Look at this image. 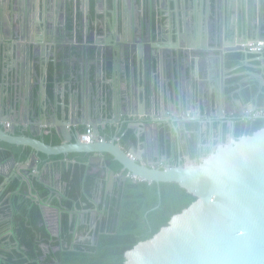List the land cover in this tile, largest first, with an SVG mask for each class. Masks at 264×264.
Returning a JSON list of instances; mask_svg holds the SVG:
<instances>
[{
    "label": "water",
    "instance_id": "obj_1",
    "mask_svg": "<svg viewBox=\"0 0 264 264\" xmlns=\"http://www.w3.org/2000/svg\"><path fill=\"white\" fill-rule=\"evenodd\" d=\"M12 1L14 12L7 15L2 6ZM99 1L109 7L110 17L104 22L94 18L92 28V0H0V83L7 78L17 89L7 109L13 118L3 121L0 112V122H14L19 115L38 118L39 130L50 129L62 143L50 145L33 133L16 135L14 125L11 132L0 129V143L21 147V154L31 150L15 177L27 182L32 197L39 199L29 180L39 176L31 172L37 155H85L88 169L111 156L127 173L116 175L107 166L106 193L114 178L133 177L177 183L196 197L154 236L127 250L124 264H264V127L221 145L199 163L165 167L151 164L153 157L148 164L120 140L101 139L103 127H116L123 119L140 138L153 122L156 127L163 124L154 117L173 113L170 102L176 111L187 108L191 97L200 102L194 70L217 63L224 67L230 54L247 57L244 45L264 39V0ZM130 3L139 10L144 7L139 18L128 9ZM161 11L173 21L166 32L154 25ZM38 12L41 19H32ZM13 51L21 67L8 60L7 65H15L8 73L2 66ZM180 73H185L189 89L183 90ZM49 76L50 92L45 81ZM63 83L71 90L65 88L69 103L60 116ZM142 104L144 113L139 112ZM102 111L110 115L105 122ZM86 127H91L93 140L85 143ZM10 146L0 150L16 164ZM4 177L5 187L10 177ZM84 213L89 211L76 207L71 216Z\"/></svg>",
    "mask_w": 264,
    "mask_h": 264
},
{
    "label": "flooded vegetation",
    "instance_id": "obj_2",
    "mask_svg": "<svg viewBox=\"0 0 264 264\" xmlns=\"http://www.w3.org/2000/svg\"><path fill=\"white\" fill-rule=\"evenodd\" d=\"M231 60L230 55H227L225 61L226 65L224 67H211V69L206 70L199 66L196 71L194 70L193 75L198 78L202 92L200 102H197L196 99L193 101L191 97V101H188L186 104L188 107L181 108L180 111H176L175 103L170 102L173 113L162 115L161 117H154L153 121L162 119L161 121L163 124L156 127L153 124L156 122H153L152 126H147L144 132L141 131L144 136L140 138L137 137V131L135 128H128L125 123L126 121L122 122V120L119 125L116 124L117 127L108 129L106 134L107 137L103 139L108 140V137H111L112 139L113 136L117 135V140H120L125 148L134 149L138 154L144 157V159H147L148 164L150 163L149 161H151L150 158L153 157L154 159L151 161V164L165 167L186 162L199 163L202 159L216 152L221 145H226L232 140H237L244 135H249L244 134L238 136L237 132L242 127L250 126L252 121L264 118V103L261 104V101H264V74L253 70L252 68L243 66L245 61L244 57L238 64L230 67L228 64ZM243 67H245V69L241 70ZM184 75L185 73H180V77L183 78L181 82L183 90L189 89L187 78ZM240 76L241 79L236 81L235 79ZM250 80H254L259 85V89L257 92L253 93L251 100L246 101V99L240 94V91L242 90L241 85L242 82ZM45 81L47 82V88L50 92V88L52 87L51 77L49 76ZM211 81H213V83H211ZM44 84L46 85V83ZM260 94H263V98L260 97ZM231 102L233 104H231ZM15 118L17 119L14 120V122H0V129L5 130L6 132H11L12 126L14 125V132L16 135L31 136V133H33L34 135H37L35 137L44 139L41 137L42 129L39 130L38 128V118L28 117L22 119V115L16 116ZM141 120L143 121V119ZM4 146L10 145L4 143ZM10 147L16 152V160L18 159L24 164L28 162L30 157L29 152L31 151L29 148H26V150L23 151V154H21V147ZM2 154L6 158L5 162L8 161L11 164L12 161L9 156L10 154L7 155L4 151ZM37 154L38 153H36V155ZM39 155L41 158L39 159L37 155V165L31 171L32 174L38 173L39 176L29 179L32 191L38 194L39 199L32 197L31 189L27 182L23 181L20 177H15L11 170V172H7L10 177V183L5 184V190L6 188L8 189V187L9 189L12 187L16 182V178L19 179L20 183L17 190H10L8 192L9 198L7 204L3 206L4 212L7 213L6 218L8 217L7 220L4 218L6 221L3 223L7 224L6 227L10 229L9 235L11 238L8 239V243H2L4 245L2 247L4 248L0 251V264H7L13 256L11 254H13L14 251L17 253L22 252L25 249L20 245L17 225L15 222V215L17 212L21 211L20 208L22 203H24V206L28 207L30 211L26 210L28 214H23L27 219L25 227L19 228V232L26 233L28 228L33 227L29 219L31 216V207L34 204L41 210V226H45L52 238L64 241V238H62L63 220L65 218L64 214L66 213L69 214V223L71 226L70 231L73 233V243L81 242L86 245L89 244V242L96 243L98 240L96 235L104 230L103 220L108 216L111 199L113 197L119 199V194L123 185L129 178H133L129 177L124 181L114 178L111 190L106 193V182L110 180V173L107 170V166L110 167L111 170H115L116 175L127 173L122 171V166L111 156H106L104 161L101 160L95 162L89 169L85 164L87 161H76V163L68 161L66 163L67 167L64 168L61 177L62 183L66 188L68 183L64 181V173L71 168L73 172H76L77 165L84 164L86 166L85 175H97L98 179L93 196L91 197V201L95 207L92 209H84L89 211V213H84V216L83 214H74L71 216V212L76 208H65L63 201L66 197V189L58 190L54 188L48 180L49 178L47 175H42L41 177L40 166L42 167V165L44 166L45 164H48L52 156L46 157L43 154ZM69 155L70 154H68V156ZM24 156L25 158H23ZM79 157L87 158L84 156ZM78 160L80 159L78 158ZM118 167L119 170L117 169ZM36 171H39L40 173ZM24 183H26L29 188V194L27 196L22 192ZM37 183L43 184L48 189L50 193L48 198L42 197L41 190L38 188ZM52 191L54 193H52ZM18 196L19 199L17 200ZM56 199L59 200L58 205L54 202ZM44 201L46 203H44ZM0 224H2V222ZM6 227H2V229H5ZM56 234H58L59 237L53 236ZM37 240L40 242L45 257L50 254L52 250L55 252L61 249V245L51 246L50 243L44 240L42 241V238H40L39 235H37ZM2 241L5 240L3 239Z\"/></svg>",
    "mask_w": 264,
    "mask_h": 264
},
{
    "label": "trees",
    "instance_id": "obj_3",
    "mask_svg": "<svg viewBox=\"0 0 264 264\" xmlns=\"http://www.w3.org/2000/svg\"><path fill=\"white\" fill-rule=\"evenodd\" d=\"M230 67L238 64L243 59V53L230 54ZM245 69L244 67L241 69ZM241 79L237 77L235 80ZM241 95L246 101L251 100L253 93L257 92L259 85L254 81H244L241 85ZM263 98V94H260ZM264 101H261L263 104ZM264 127V118L252 121L250 126L242 127L238 130V136L253 134ZM77 161H87V158L73 154ZM26 156V155H25ZM25 156L23 158H25ZM78 158L80 160H78ZM119 170V167L117 168ZM76 172L72 168L64 173V181L68 183L66 197L63 201L65 208L79 210L92 209V196L97 185V175H85L86 166L77 165ZM2 179L0 178V181ZM15 182L10 190L17 187ZM43 198H48L50 193L41 183H37ZM120 198L111 199V206L108 216L103 220L104 230L97 234V242L83 244L73 243V233L69 223V214H64L63 235L64 241L52 238L50 233L42 224V214L40 208L32 205L30 213V223L32 228H28L26 233L19 232V228L25 227L26 219L23 214H28L30 209L21 205V211L15 215L18 237L20 245L25 249L22 252H15L7 264H124L125 253L133 248L138 242L147 240L154 236L163 226H166L171 217L187 208L196 197L181 188L177 183L139 181L129 178L120 191ZM19 196L17 197V200ZM56 205L59 200H54ZM70 226V227H69ZM39 232V233H38ZM37 235L51 246L61 245V249L51 251L46 257L44 251L37 240ZM18 239V238H17ZM54 239V240H53ZM52 240V242H51Z\"/></svg>",
    "mask_w": 264,
    "mask_h": 264
},
{
    "label": "crops",
    "instance_id": "obj_4",
    "mask_svg": "<svg viewBox=\"0 0 264 264\" xmlns=\"http://www.w3.org/2000/svg\"><path fill=\"white\" fill-rule=\"evenodd\" d=\"M6 3H9V2H6ZM9 4H7V5H9ZM7 5H6V7L2 6V8L5 10L4 12L7 15L13 14L15 4L13 6V1H12L11 4L9 5L10 7L7 6ZM8 8H10V10H8ZM108 8H109L108 6H106L105 4H102L99 0H92V10H91L92 14H91V17H90V21L92 22V25H91L92 28L94 27V24H95V22H93L94 18L100 17L101 22H104L105 20H107V18L110 17V14L107 11ZM128 9L131 11L132 14H134L135 16H137L139 18V16H141V10H142V13H143L144 7L140 5V10H139V8H137L135 3H130L128 5ZM108 15H109V17H107ZM33 18H36V20L39 21L41 19L40 13L38 12L36 14V17L32 16V19ZM263 18H264V15H263ZM258 22H260L259 19H258ZM154 25H155V28L159 29V27H161L166 32V31H168L167 27H172L173 26V21H172V19L167 18L166 14H164L161 11V16H159L158 18L155 19V24ZM35 34H36V32H33V31L31 32V35L34 36ZM252 36L247 34V37L251 38ZM256 37H258V36H256ZM245 38H246V36H245ZM242 40H243V38H242ZM13 42L16 43V40H13ZM252 42H255V41H252ZM15 54H16V52L13 51V54L10 55V57L5 56L6 58H4V60H6V63L4 62L3 66H2L4 71L10 73L9 72L10 71L9 66H12V68H13L16 65V69H18V67H21V63H20V61H18V59H16V55ZM63 57H65V56H63ZM244 59H245V61H244L243 66L248 67V68H252L253 70H256V71L261 72L262 74H264V56H262L260 54L248 53V56L247 57L244 56ZM8 60L9 61L13 60V62H14V60H16V64L13 65V62H12L9 65H7L8 64ZM49 65H50L49 66L50 68L54 67V63L52 61L50 62ZM216 67H218V63L216 65ZM16 69H15V71H16ZM12 71H13V69L11 70V73H13ZM211 83H213V81H211ZM65 88L66 89H70V87L67 84L63 83V89H61V91H62L61 97H63V99L60 98L62 103H61L60 106H58L59 107V111L58 112H59L60 116L64 112V109L66 108V105H68V103H69V93L66 91ZM15 93H17V89L13 88V83H11V84L8 83V79L7 78L5 79V81H2L0 83V109H1L0 112H1V116H2L1 120H3V121H5L6 118L10 117L7 114L8 104L10 103V99L12 101V98L15 96L14 95ZM51 94H53V93H51ZM141 107H140L139 112L144 113V110H145L146 107H145V105L143 106V104L141 105ZM101 118H104V122H105L108 118H110V115L107 116L106 115V111H102L101 112ZM140 118L141 119H145L144 117H142V115H140L139 119ZM125 121L126 120L123 119L122 122H125ZM7 123H9V120H7ZM87 128L88 127L83 128V132H86ZM50 131H51L50 129H46V128L42 129L41 137H43L44 140H46V143H48L50 145H60V144H62L60 142L59 138L55 134L54 135L51 134ZM107 132H108V129L103 127V129H102V137L101 138L107 137V135H106ZM113 138H114V140H117V135L113 136ZM110 139H111V137H108V140H110ZM82 140H84V139L82 138ZM91 140H93V139H91ZM86 142H88V141L85 140V143ZM0 147L4 148V147H8V146H4V143H0ZM19 150H20V148H19ZM2 153H3V151L0 150V178L2 179L0 181V189H2V190H0V223L2 222V224H0V251L3 250V248H4V247H2V246H4L2 243H4V242L8 243L9 242L8 239L11 238V236L9 235V230L10 229H8L6 227L7 224L3 223V222H5L8 219V217L6 218L7 213L4 212L3 206L5 204H7V200L9 198L8 197L9 196L8 189L6 188V190H5V187L3 188L4 180H5L4 174H6L7 172H11V171L14 173V172H16V170L21 169L22 167H24V163L20 162V160H18V159L16 160L17 161L16 164H12V163L10 164L9 162L8 163H4L6 158H5V156ZM82 156L87 157L85 155H82ZM70 160H74L76 162V158L74 157L73 154H70L69 156L68 155L52 156L51 160L49 161L48 164H45L44 166L42 165V167L40 166L41 177H42V175H44V176L47 175V177L49 178L48 180L51 182V185L54 188H56L58 190L66 189V186L63 185V183H62V180H61L62 178L61 177H62V172H63L64 168L67 167L66 163L68 161L70 162ZM36 172H39V171H36ZM16 182H18V183H17V187H16L15 190H17L18 185L20 183L18 178H16ZM20 189H21V187H20ZM22 192H24V194L26 196L29 194V188H28V185L26 183H24V186L22 188ZM2 227H6V228L2 229ZM3 239L5 241H2ZM7 246H8V244H7ZM0 262H1V259H0Z\"/></svg>",
    "mask_w": 264,
    "mask_h": 264
},
{
    "label": "built area",
    "instance_id": "obj_5",
    "mask_svg": "<svg viewBox=\"0 0 264 264\" xmlns=\"http://www.w3.org/2000/svg\"><path fill=\"white\" fill-rule=\"evenodd\" d=\"M248 53H253V54H260L264 56V39L255 41V42H248L247 44L244 45ZM91 127H89L86 132L83 134L84 140H91Z\"/></svg>",
    "mask_w": 264,
    "mask_h": 264
}]
</instances>
